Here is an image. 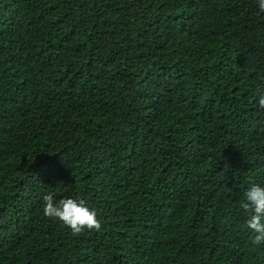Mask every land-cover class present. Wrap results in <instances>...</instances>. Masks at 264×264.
<instances>
[{"label":"trees","instance_id":"trees-1","mask_svg":"<svg viewBox=\"0 0 264 264\" xmlns=\"http://www.w3.org/2000/svg\"><path fill=\"white\" fill-rule=\"evenodd\" d=\"M258 0H0V264H264ZM45 194L85 199L73 235Z\"/></svg>","mask_w":264,"mask_h":264},{"label":"clouds","instance_id":"clouds-1","mask_svg":"<svg viewBox=\"0 0 264 264\" xmlns=\"http://www.w3.org/2000/svg\"><path fill=\"white\" fill-rule=\"evenodd\" d=\"M258 8L259 13H264V0H258ZM258 104L264 109V94L259 95ZM43 201V214L61 221L71 229L74 236L81 234L85 229H102V221L98 219L97 211L91 209L83 198H64L56 202L53 194H45ZM240 207L248 214L247 227L256 234L253 243H264V187L259 184L252 185L245 192V200L241 202Z\"/></svg>","mask_w":264,"mask_h":264}]
</instances>
